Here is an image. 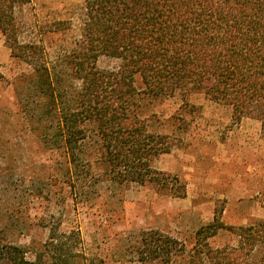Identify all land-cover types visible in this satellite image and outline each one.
Wrapping results in <instances>:
<instances>
[{"label":"trees","instance_id":"1","mask_svg":"<svg viewBox=\"0 0 264 264\" xmlns=\"http://www.w3.org/2000/svg\"><path fill=\"white\" fill-rule=\"evenodd\" d=\"M23 2L0 0V37L28 66L17 81L36 95L32 120L45 146L62 151L73 191L97 192L104 182L185 197L178 178L154 167L174 147L171 136L150 130L156 102L205 95L238 118L259 120L264 132V0H84L80 35L60 46L54 64L43 43L20 41ZM70 29L57 22L47 34ZM101 57L118 67L100 69ZM220 232L228 240L215 245ZM80 242L79 232L51 231L42 248L10 245L1 261L79 264ZM129 255L137 264H264V219L234 227L216 218L190 248L159 230L142 231Z\"/></svg>","mask_w":264,"mask_h":264},{"label":"rangeland","instance_id":"2","mask_svg":"<svg viewBox=\"0 0 264 264\" xmlns=\"http://www.w3.org/2000/svg\"><path fill=\"white\" fill-rule=\"evenodd\" d=\"M83 8L84 0H24L17 13L20 41L43 43L48 61L56 63L60 46L72 45L80 35ZM57 22H70L71 29L47 34ZM118 64L109 57L97 62L103 70ZM27 71L0 37V264L2 250L10 245L40 249L51 231L56 236L80 233L78 250L84 259L79 264H137L129 248L142 231L159 230L190 248L197 231L216 218L234 227L264 219L259 120L238 118L231 107L201 94L156 102L150 130L171 136L174 147L154 167L178 178L185 197L104 182L97 192L83 194L67 184L62 151L45 146L39 124L32 120L36 95L17 81ZM227 240V232H220L214 244Z\"/></svg>","mask_w":264,"mask_h":264}]
</instances>
